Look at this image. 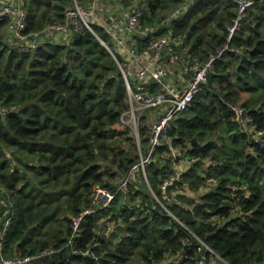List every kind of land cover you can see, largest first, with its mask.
<instances>
[{
    "label": "trees",
    "instance_id": "obj_1",
    "mask_svg": "<svg viewBox=\"0 0 264 264\" xmlns=\"http://www.w3.org/2000/svg\"><path fill=\"white\" fill-rule=\"evenodd\" d=\"M75 1L85 8L94 0H23L26 33L63 22ZM190 1L184 16L164 25ZM254 1L229 44L227 28L237 15L229 0H118L124 9L147 4L141 27H157L154 39L171 34L204 63L229 47L175 121L170 145L155 151L147 180L135 177L127 193L117 186L140 153L131 129L115 128L130 105L118 65L98 40L115 53L111 37L94 23L95 34L49 38L28 55L8 43V24L0 20V188L12 210L7 258L37 256L32 264H264V142L258 141L264 137V0ZM238 106L253 121L248 129L232 112ZM171 148L181 153L179 165H189L176 169ZM149 150L145 138L141 152ZM167 172L180 175L166 189L171 200L162 190ZM98 189L115 195L109 207L94 203ZM85 210L92 214L67 246L73 220ZM109 224L112 233H104Z\"/></svg>",
    "mask_w": 264,
    "mask_h": 264
},
{
    "label": "built area",
    "instance_id": "obj_2",
    "mask_svg": "<svg viewBox=\"0 0 264 264\" xmlns=\"http://www.w3.org/2000/svg\"><path fill=\"white\" fill-rule=\"evenodd\" d=\"M237 7V15L232 25L227 28L228 43L238 35L244 26L247 12L255 5L254 0H229ZM113 0H94L85 8L75 1L74 6L65 11L63 22L47 25L41 32L26 33L29 24V13L23 0H0V20L8 24L7 41L15 49L23 54H35L42 45L43 40L49 38L58 39L62 36L73 34L81 36L87 30L95 34L92 25H100L111 37L115 45V53L121 56V62L117 59L109 47L101 40L114 57L118 69L122 74L128 93L130 108L120 117L116 125L117 130L131 129L136 144L139 148L140 159L135 163L125 179L117 186V192L127 193L129 185L135 177H144L147 180L146 168L152 162L155 151L164 145H170V132L175 121L184 112L188 111L204 84L207 83L208 74L213 70L214 63L229 47L218 52L206 63L193 57L187 51L181 52L179 42L171 34L152 38V34L158 31L143 29L141 19L149 11L147 4L135 6L129 9H112ZM193 1L169 17L164 25L168 26L172 20H179L187 13ZM105 12V18L96 20L98 9ZM98 19V18H97ZM182 73L188 75L190 80L183 81ZM130 80L135 81L132 88ZM234 116L245 129L250 127L253 121L245 118V110L241 107L232 109ZM147 138L150 150L147 156L141 152V142ZM171 161L176 169L181 165L177 159L181 157L180 151L171 148ZM180 175L167 172L164 187L173 185ZM103 196V206L107 208L114 200L115 195L106 190L98 189L94 197ZM164 195V194H163ZM164 199L171 200L164 196ZM158 200V199H157ZM91 210H85L81 216L73 220L71 227L72 237L68 245L72 247L74 239L79 237L81 223ZM11 217V215H10ZM11 218L2 226L0 232V264H32L38 257L13 258L5 256V236L10 228ZM107 227L109 225H106ZM211 251V250H210ZM55 251L44 253L42 256L52 255ZM200 264H204L200 262Z\"/></svg>",
    "mask_w": 264,
    "mask_h": 264
},
{
    "label": "crops",
    "instance_id": "obj_3",
    "mask_svg": "<svg viewBox=\"0 0 264 264\" xmlns=\"http://www.w3.org/2000/svg\"><path fill=\"white\" fill-rule=\"evenodd\" d=\"M120 3V4H119ZM121 5V6H120ZM122 4L121 2H118V0H113L112 2V9H124L122 8ZM129 7H131V5H129L127 8L129 9ZM105 12L106 13H110L111 12V9L107 7V9L105 11H103L101 9V7L98 9L97 11V15L96 17V20H102L105 18ZM9 195L0 188V232H1V228H2V220L4 219V217L6 215H8L10 213V209H9ZM11 208V206H10ZM12 211V210H11ZM12 213V212H11ZM17 256V255H16ZM15 257V256H14ZM23 257V256H22Z\"/></svg>",
    "mask_w": 264,
    "mask_h": 264
},
{
    "label": "rangeland",
    "instance_id": "obj_4",
    "mask_svg": "<svg viewBox=\"0 0 264 264\" xmlns=\"http://www.w3.org/2000/svg\"><path fill=\"white\" fill-rule=\"evenodd\" d=\"M121 6V5H120ZM127 6V5H126ZM126 6H124L125 8H126ZM123 8V7H122ZM179 44H180V47L182 46V44H181V42H179ZM185 51H187V50H184L183 48H181V52L183 53V54H185ZM182 77H184L183 78V81H186V80H190V77L188 76V75H185V74H183L182 73ZM250 117V116H249ZM251 118V117H250ZM251 121V120H250ZM256 135H261V134H256ZM264 135V134H263ZM257 140V139H256ZM258 141H262V142H264V137H261V138H259L258 139ZM149 148H150V146H149ZM186 162H189V160L188 159H186ZM186 165H189V163H185L183 166L181 165V168H185L186 167ZM185 166V167H184ZM122 180H120L119 182H121ZM166 189L167 188H165L164 186H162V190H163V194H164V196H166V197H168V195H167V193H166ZM190 194V198L191 199H195V198H197V194H195V193H189ZM188 197V196H187ZM97 201H98V203H97V206H99V207H101V206H103V196H101V195H99L98 197H97ZM113 225V224H112ZM112 225H110L109 224V226L107 227V230L106 231H104V233H108V234H111L112 233V231H113V228H114V226H112Z\"/></svg>",
    "mask_w": 264,
    "mask_h": 264
},
{
    "label": "water",
    "instance_id": "obj_5",
    "mask_svg": "<svg viewBox=\"0 0 264 264\" xmlns=\"http://www.w3.org/2000/svg\"><path fill=\"white\" fill-rule=\"evenodd\" d=\"M98 40L101 42V40L98 38ZM101 44L105 47V45L101 42ZM106 48V47H105ZM107 50H108V48H106ZM109 51V50H108ZM110 52V51H109ZM110 54H111V52H110ZM112 55V54H111ZM9 209H10V213L8 214V215H6L5 217H4V219L2 220V222H1V224L3 225L9 218H10V215H11V208H10V206H9Z\"/></svg>",
    "mask_w": 264,
    "mask_h": 264
}]
</instances>
